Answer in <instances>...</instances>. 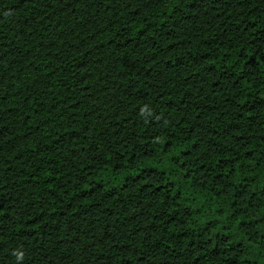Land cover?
<instances>
[{
  "label": "trees",
  "instance_id": "16d2710c",
  "mask_svg": "<svg viewBox=\"0 0 264 264\" xmlns=\"http://www.w3.org/2000/svg\"><path fill=\"white\" fill-rule=\"evenodd\" d=\"M0 264H264V0H0Z\"/></svg>",
  "mask_w": 264,
  "mask_h": 264
}]
</instances>
